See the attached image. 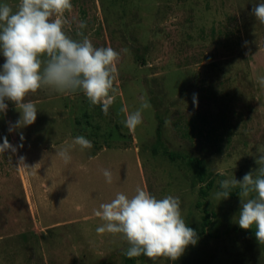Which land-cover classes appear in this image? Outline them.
Wrapping results in <instances>:
<instances>
[{
  "label": "rangeland",
  "instance_id": "rangeland-1",
  "mask_svg": "<svg viewBox=\"0 0 264 264\" xmlns=\"http://www.w3.org/2000/svg\"><path fill=\"white\" fill-rule=\"evenodd\" d=\"M18 2L0 0L14 11ZM71 3L65 33L80 39L82 31L94 47L120 53L114 102L105 115L82 92L42 88L25 97L36 105L37 119L17 128L21 112L5 101L0 144L6 138L12 148L0 152V264H125L127 242L120 234H98L105 222L94 212L137 187L157 198L179 197L182 217L199 238L175 261L145 256L136 264H264L255 227L236 222L239 195L220 201L214 195L219 173L237 180L255 175L264 155V87L257 83L264 76V24L252 14L264 0ZM143 102L151 107L130 131L126 116ZM189 120L194 133L185 136ZM79 135L93 147L75 146L65 164L57 151ZM206 211L214 217L203 232Z\"/></svg>",
  "mask_w": 264,
  "mask_h": 264
},
{
  "label": "clouds",
  "instance_id": "clouds-1",
  "mask_svg": "<svg viewBox=\"0 0 264 264\" xmlns=\"http://www.w3.org/2000/svg\"><path fill=\"white\" fill-rule=\"evenodd\" d=\"M71 9V0H19L15 11L9 4L0 3V53L5 57L0 66V112L6 113V100L14 102L21 112L17 128L37 119L36 105L25 102V97L42 88L61 94L82 92L92 105H101L105 115L114 102L111 93L116 92L120 53L111 47H94L82 31L77 32L80 39L69 37L63 30L67 23L64 14ZM252 14L264 24V3L254 5ZM85 27L84 21L78 25L79 29ZM257 83L264 87V76H258ZM193 102L196 103L195 94ZM150 107V103L143 102L140 109L126 116L124 126L134 131L142 123V111ZM77 145L82 151L93 147L85 136H76L72 144L57 151L65 164L70 163V150ZM10 148L5 138L0 152ZM256 163L255 175L250 171L241 180L235 176L219 180V190L214 195L220 201L238 189L240 210L236 222L245 230L254 226L256 241L264 244V155ZM20 165H24L23 157ZM103 175L107 183H112L108 169L103 170ZM180 204L179 197L157 198L142 187H137L131 197L117 193L95 210L94 215L105 222L96 232L122 235L128 244L123 254L130 259L144 255L152 261L161 257L175 261L199 238L187 226Z\"/></svg>",
  "mask_w": 264,
  "mask_h": 264
},
{
  "label": "trees",
  "instance_id": "trees-1",
  "mask_svg": "<svg viewBox=\"0 0 264 264\" xmlns=\"http://www.w3.org/2000/svg\"><path fill=\"white\" fill-rule=\"evenodd\" d=\"M189 123H192V127L191 128H189L188 126H185V127H183V135H185V136H187V135H190V136H192V133H194V121L193 120H189ZM161 125V124H160ZM188 125V124H187ZM160 127L161 126H159L158 127V133L160 134ZM215 126H212L211 128H210V131L211 132H214L215 131V128H214ZM201 129H202V127H200V131H201ZM170 155L172 156V157H174L175 155L173 154V153H170ZM220 177H221V180L222 179H224V175L223 176H221L220 175ZM211 187H212V181L210 180L208 183H207V186H206V189H202L201 191H200V193H201V195L202 196H206L207 195V193H208V191L211 189ZM218 188H219V185H218ZM230 196L231 197H237L238 196V189H234L233 190V192L230 194ZM214 217V213H212V212H209V211H206V217H205V222H204V226H203V228H202V231L203 232H205L206 231V227L211 223V221H212V218ZM145 256L144 255H141V256H139V257H135V258H128V257H124V262H125V264H136V262L138 261V260H141V259H143Z\"/></svg>",
  "mask_w": 264,
  "mask_h": 264
},
{
  "label": "water",
  "instance_id": "water-1",
  "mask_svg": "<svg viewBox=\"0 0 264 264\" xmlns=\"http://www.w3.org/2000/svg\"><path fill=\"white\" fill-rule=\"evenodd\" d=\"M72 39H76V38H72ZM77 93H79V92H77ZM72 94H75V93H72Z\"/></svg>",
  "mask_w": 264,
  "mask_h": 264
}]
</instances>
